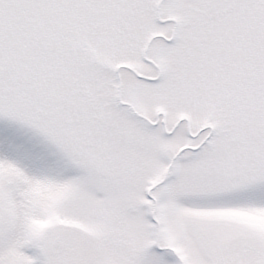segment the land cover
I'll list each match as a JSON object with an SVG mask.
<instances>
[{
	"label": "snow or ice",
	"instance_id": "snow-or-ice-1",
	"mask_svg": "<svg viewBox=\"0 0 264 264\" xmlns=\"http://www.w3.org/2000/svg\"><path fill=\"white\" fill-rule=\"evenodd\" d=\"M0 264H264V0H0Z\"/></svg>",
	"mask_w": 264,
	"mask_h": 264
},
{
	"label": "rangeland",
	"instance_id": "rangeland-1",
	"mask_svg": "<svg viewBox=\"0 0 264 264\" xmlns=\"http://www.w3.org/2000/svg\"><path fill=\"white\" fill-rule=\"evenodd\" d=\"M3 127H4V124L0 122V129H2Z\"/></svg>",
	"mask_w": 264,
	"mask_h": 264
}]
</instances>
